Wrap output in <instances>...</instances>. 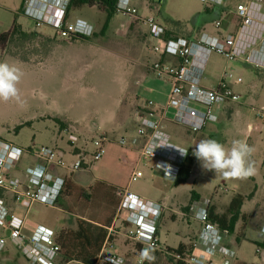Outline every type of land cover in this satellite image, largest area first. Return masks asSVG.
<instances>
[{
    "label": "rangeland",
    "instance_id": "obj_1",
    "mask_svg": "<svg viewBox=\"0 0 264 264\" xmlns=\"http://www.w3.org/2000/svg\"><path fill=\"white\" fill-rule=\"evenodd\" d=\"M247 1L223 0V12L217 19V26L213 15L204 11L207 4L211 8L209 2L158 0L137 3V6L142 18L152 15L165 30L196 42L203 33L221 40L227 36L234 39L242 22L237 6ZM253 1L264 4V0ZM23 4L24 0H0V34L8 31L14 20L24 33L11 35L7 43L0 47V62L13 65L22 73L17 85L20 102L15 99L0 101V139L23 149L38 150L46 146L60 150V146L55 144L57 136L66 145L68 135L74 134L80 139L79 146L85 145V149L92 151L89 142L99 134H82L83 128L66 118L80 121L88 128L93 123H111L109 117L115 114V103L123 83L128 79L131 62H137L139 68L143 67L151 74V64L159 60L152 51L153 42L148 29L142 20L115 14L108 21L106 30L100 32L106 21L105 13L94 6H82L70 10L68 17H71V22L82 18L93 23L94 35L88 42L75 37L63 38L48 26L36 27L23 15ZM261 45L256 43L252 48L264 53ZM213 59L218 61H215L216 66L223 65L224 60L219 55L213 53ZM233 67L244 69L242 75L237 76L240 77L237 84L231 86L228 82L232 90L240 95V100L226 105L218 121L213 123L217 124L214 129L206 131L203 128L192 133L167 120L170 113L163 123L173 141L192 152L195 144L202 139H215L226 148H230L235 140L246 141L254 149L251 159L256 174L244 180L225 179L214 171L203 169L195 157L191 177L184 184L174 186L160 175H152L149 162L143 163L141 170L144 177L130 184L129 191L142 199L161 201L165 198V203H172L171 210L175 211L171 212L168 208L159 219V249L162 252L154 254L156 259L151 264H168L166 247H177L179 242H187L189 237L187 243L191 244V234L196 231L197 224L193 221L189 223L184 215L178 216V210L182 211L189 203H213L217 208H223L235 194L246 197L251 194L252 197L244 202V219L237 223L233 235L234 246L240 244L235 247L238 258L234 264L260 262L259 253H264V239L260 242L256 240V233L264 223V121L255 116L257 111H264V68H256L243 59L232 61L228 68ZM59 121L66 125V130L61 129ZM19 125L26 126L16 129ZM135 128L133 134L121 131L115 135L105 133L108 138L105 155L88 164L92 179L113 182L118 188H126L138 155L132 149L135 147L132 138L137 136ZM120 139L125 141L124 145L118 144ZM191 192L195 196L191 197ZM0 194L7 198L6 204L13 203L7 193ZM65 218L60 212L34 204L28 220L33 222V226L48 221L50 225L59 227ZM124 223L122 218L117 219L111 232L113 249L107 248L131 259L135 243L129 239V229ZM0 235L5 238L0 264H29L19 248L10 241L6 226H0ZM146 264L150 262L146 260Z\"/></svg>",
    "mask_w": 264,
    "mask_h": 264
},
{
    "label": "built area",
    "instance_id": "obj_2",
    "mask_svg": "<svg viewBox=\"0 0 264 264\" xmlns=\"http://www.w3.org/2000/svg\"><path fill=\"white\" fill-rule=\"evenodd\" d=\"M70 1L24 0L22 13L32 20L36 27L48 26L60 37L90 38L94 33L93 23L80 18L72 22L68 21L66 11ZM154 1L158 0H116L114 6L116 15L142 20L153 42L154 54L158 57L176 59L177 63L157 60L151 64L152 75L169 84L167 101L160 110L154 107L152 101H147L145 108L136 118L135 133L143 142L117 207V215L127 223L129 239L135 243L134 259L130 261L114 251L105 254L104 245L108 241L106 239L95 264L103 262L141 264V250L145 248L161 250L156 235L161 207L129 191L128 186L144 177L141 167L145 162H149L148 168L153 174H158L171 182L176 179L179 167L187 155L180 150L187 148L174 142L173 137L164 129L163 121L168 117L167 112L172 111L167 120L195 133L201 131L208 123H216L227 104L237 103L240 100V95L229 86L225 75L212 88L201 86L200 73L191 70L195 58L198 57L202 64L209 53L215 52L230 61L244 59L257 68H264L263 54L252 48L256 43L262 44V48L264 46V38L261 37L264 36V13L258 1L251 0L237 6L236 11L242 22L234 39L227 36L221 40L217 36L203 33L196 42H188L183 38H166V30L152 15L142 18L137 3ZM200 1L214 4L222 2V0ZM256 34L260 38H256ZM259 54L262 57L259 58ZM262 110L257 111L255 116L264 121ZM78 140V136L68 135L71 145H75ZM89 143L92 151L79 152L76 154V160L68 163L60 150L46 146L38 150L23 149L0 139V192L7 193L13 204L23 209L28 210L34 203L55 206L63 189L65 177L56 173L54 169L68 170L70 173L81 171L90 162H96L105 155V145L108 143L105 133L95 136ZM118 144L124 145L125 141L120 139ZM31 160L33 162L27 163ZM2 203L0 199V226H4L9 217V237L26 257L27 262L58 264L60 248L55 241L53 231L37 226L29 236H26L23 233L22 220L13 214L9 215ZM208 205L209 203H192L189 206L187 216L198 221L201 228L192 242L186 260L189 264H233L236 259L232 247L233 236L228 230L221 229L208 220ZM106 229L109 237L112 228ZM258 236L264 239V223L258 230ZM4 245L5 241L0 236V252ZM138 246L140 248H137ZM259 255L260 262L254 264H264L263 254L259 253Z\"/></svg>",
    "mask_w": 264,
    "mask_h": 264
},
{
    "label": "crops",
    "instance_id": "obj_3",
    "mask_svg": "<svg viewBox=\"0 0 264 264\" xmlns=\"http://www.w3.org/2000/svg\"><path fill=\"white\" fill-rule=\"evenodd\" d=\"M222 3H223V0H222V2L220 4L209 3V4H212L211 8L207 7L208 4L204 8V9H210L211 10L208 14L213 15V19H214L213 22H215V23L218 22L217 19L221 15V14L218 15L215 12V10L218 7H220L222 12H223V7L221 5ZM263 7H264V4L262 5V8ZM262 13H264V11H262ZM67 19H68V21H70L71 17L69 18L67 16ZM75 19H77V18H75ZM80 19H82V18H80ZM159 24L161 25V23H159ZM209 36H213V35H209ZM167 38L177 39V38H182V37L169 36ZM263 38H264V36H263ZM183 39H185V38H183ZM185 40H187V39H185ZM85 41L88 42V40H85ZM187 41L188 42H193V41H190V40H187ZM213 53H215V52L209 53L202 64H200V59L198 57L195 58L194 67H192L191 70L193 72L196 71V72L200 73V75H201L200 85L205 87V88H212V87H214L217 84V82L221 79V77L223 75H225V78L228 80V82L231 84V86L232 85L234 86L235 84H237L236 81H238L239 78H240V77H237V76L242 75V73H243L242 71H244V69L242 70L241 68H238V67H233V68H228V67H229V64L232 61H236V60L240 61V59H235V60L230 61V60L226 59L223 55L215 53V54L219 55L222 60H224L222 62L223 65L221 67H218V66H216V65H218L216 63L218 61L216 59H215L216 62L214 61V59L212 60ZM160 59L162 61L169 60L171 62L177 63L176 59H170V58H166V57H159V60ZM131 63L132 64H130V67L128 69L129 70L128 79L123 83L122 89H121V93L118 96L117 101L115 103L116 104L115 114L114 115H110V117H109V121H111L110 124L108 123V121H107V123L106 122H104V123H93L91 128H88L87 126L85 127V125H83V123H81L80 121H76V120L72 121V120L67 119V118H66V120H68L69 122L74 123V124H76V123L79 124L83 128L82 134L86 133V134H90L91 135V134H95V133H97V134L109 133V134H114L115 135V133L118 132V131H121V132H124V133H128V134L129 133L133 134V131H134V128H135V123H136V118H137L138 114L140 112H142L143 109L145 108L147 101H152L154 103V107L157 110L162 109L165 106V103L167 101L168 92H169V84L167 82H165V81L156 79L152 75V73L149 74L143 67L139 68L138 65H140V64H136L137 62H135V63L131 62ZM214 66L216 68H213ZM200 68H201V70H199ZM150 76L153 79L150 78ZM233 91L235 92V90H233ZM168 113L172 114V111H168L167 114ZM59 122H58V124H59V126H61V129L62 130H66V128H67L66 125L63 122H60V123H62V125H61ZM216 125L217 124L208 123V124L205 125L204 130H206V131L207 130H212V129L215 128ZM22 126H26V125H19L16 128H18V127L20 128ZM163 127L165 129L164 123H163ZM169 134L171 135V133H169ZM78 139H79V137H78ZM79 140H78V142H79ZM132 140H133L132 143L135 146L132 149H134V151L138 154V150L141 147L143 141H142L141 138H139L137 136L132 138ZM66 142H68V143L65 145L64 141L58 139V136H57V139L55 140V144L60 146L59 149H60V151L63 152L64 157L66 158L68 163H70L72 161H75L76 160V154H78L79 152H84L85 150H88V149H85V145L82 146V147L79 146L77 144L78 142L76 143L77 145L76 144L75 145H71L69 143V141H68V137H67ZM178 145H181V144H178ZM181 146H183V145H181ZM183 147H185V146H183ZM137 157H138V155H137ZM136 161H137V158H136ZM136 161H135V163H136ZM31 162H33V161L32 160L31 161H27V163H31ZM54 171L56 173L60 174V175H63L65 178H70L75 183H77V184H79V185H81L83 187H87L89 185H92V183L94 181H96V180L91 178V174H90V172L88 170V166H86V168L84 170L76 171V172H73V173H70L68 170H62V169H54ZM152 175H153V173H152ZM190 177H191V175H190ZM166 181H169V180H166ZM169 182L173 184V182H171V181H169ZM107 183L118 187L113 182H107ZM0 199H2V202H3L2 205L5 208H7L8 212H9V215L13 214L15 217H17V218L22 220L23 233L26 236H29L32 233V231L37 226H43V227H45V228H47L49 230H52L55 236L64 227L65 228H70V229H75L76 228L75 219L78 216H76L74 214H71V213L65 211L64 209L58 208L57 206L49 207V206L43 205L42 203H34V204H39V205H41V206H43L45 208H48L50 210H55V211L60 212L61 214L65 215L66 218H65L64 222L62 223V225L57 227V226L50 225L48 221H44L43 223L42 222L41 223H37L35 226H33L34 225L33 222L30 223L28 219H29L30 211H31V209H32L34 204L27 210V209H23L22 207H17L13 203H10L11 202L10 199H9V203L11 205L6 204V203H8L7 200H6L7 198L4 199L1 194H0ZM143 199L148 201V202H152L154 204H158L161 207L162 210H161L160 217H161L162 214L164 216V212L168 208H170L171 212H175V211L171 210L172 209L171 207H172L173 204L172 203H165L167 201V199L165 200V198L162 199L161 201L150 200V199H147V198H143ZM191 204L192 203L188 204V209H189V206ZM211 204H213V203H211ZM213 205L216 207L215 204H213ZM226 206H227V204H225V206L223 208H217L216 207V211L218 213H221V212L224 211ZM188 209H187V211H183V210L179 211L178 210L179 212L177 211L176 213H178V216H183V215L186 216V218L189 220V223L191 221H193V222H195L197 224L196 231L191 234V237H193V240H192V242H193L196 239V237H197V234H198V232H199V230L201 228V224L198 221L193 220L192 218L187 216ZM241 211L243 213V208H241ZM118 218H120V217H119V215H117V208H116L114 217L112 219L113 221L111 222L110 226L106 227V228H112L113 229V226H114V224H115V222L117 221ZM8 223H9V217L7 218V221L4 224V226H6L7 229H8ZM124 224H126V226H127V223H124ZM166 234L168 235V231L166 232ZM109 235H110L109 236L110 239L104 245L105 254L113 252V250H110V249L107 248V247H109V248L112 247L111 249H113V245H114V244H112V240L114 238L111 237L113 235H111V234H109ZM156 235H157V239H158V242H159V245H160L161 232L159 230V222H158V228H157V234ZM1 237L5 241V238L3 236H1ZM9 239H10V237H9ZM189 239H190V237L187 239V242H189ZM256 240L258 242L262 241V238H260L258 236V232L256 233ZM10 241H12V240L10 239ZM187 242H179V243L190 244V243H187ZM192 242H191V246H192ZM242 242L243 241H241V243ZM12 243H13V241H12ZM239 243L240 242H238V244ZM234 245L235 244H232V247L235 250V247H238L240 244L238 246H234ZM166 246H169V245H166ZM4 247H5V245H4ZM4 247H3V249H4ZM170 248H175V247H171L170 246ZM3 249H2V251H3ZM235 253H236V258H238L236 250H235ZM117 254H120V253H117ZM262 254H264V253H262ZM120 255L124 256V254H120ZM259 258H261V257L259 256ZM133 259H134V257L132 256L130 261H133ZM238 260H240V259H238ZM68 263H70V262H67V263L60 262V256L58 257V264H68Z\"/></svg>",
    "mask_w": 264,
    "mask_h": 264
},
{
    "label": "trees",
    "instance_id": "obj_4",
    "mask_svg": "<svg viewBox=\"0 0 264 264\" xmlns=\"http://www.w3.org/2000/svg\"><path fill=\"white\" fill-rule=\"evenodd\" d=\"M115 3L116 0H71L67 7L66 15L68 16L69 11L72 9H78L82 6H94L105 13L106 16V21L100 31L102 32L106 30L108 21L115 15ZM204 11L209 13L211 10L205 9ZM215 12L220 15L222 10L218 7ZM16 33L24 34L14 20L11 28L0 34V47L4 46L11 35ZM169 36L176 37L173 33L165 31V37ZM76 38L90 39L84 37ZM60 124L62 125V123ZM194 163L195 156L191 150H188L173 182L174 186L181 185L189 179ZM86 191L89 193H86ZM122 192L123 189L101 180H96L92 185L83 187L70 178H65L63 189L55 202V206L78 217L75 219V229L63 228L55 236V241L60 248L58 255V257L60 256V262L95 264L106 239H110V237H107L106 227H109L112 222ZM192 196H195L193 192H191ZM251 197V194L247 197L241 194L233 195L221 213H218L216 207L210 203L208 205V220L219 228L228 230L233 236L237 223L244 219L241 208L244 202ZM187 209L188 205L182 210L187 211ZM235 239L237 240V237ZM137 248L140 247L138 246ZM190 250L191 244L184 243H179L175 248L166 247L165 254L168 256V264H189L186 259ZM161 252V250H154L153 254ZM101 264L109 263L103 262ZM144 264H146V261Z\"/></svg>",
    "mask_w": 264,
    "mask_h": 264
},
{
    "label": "clouds",
    "instance_id": "obj_5",
    "mask_svg": "<svg viewBox=\"0 0 264 264\" xmlns=\"http://www.w3.org/2000/svg\"><path fill=\"white\" fill-rule=\"evenodd\" d=\"M21 71L6 62H0V101L15 99L20 102L19 89ZM187 154V150H180ZM254 149L242 140L232 142L230 148L215 139H202L193 150V155L201 162L203 169L214 171L225 179L244 180L256 174L254 161L251 159ZM154 249L145 248L141 250V264L144 260L154 262L156 257Z\"/></svg>",
    "mask_w": 264,
    "mask_h": 264
},
{
    "label": "flooded vegetation",
    "instance_id": "obj_6",
    "mask_svg": "<svg viewBox=\"0 0 264 264\" xmlns=\"http://www.w3.org/2000/svg\"><path fill=\"white\" fill-rule=\"evenodd\" d=\"M249 1H250V0H249ZM249 1H247L246 3H248ZM262 5H263V4L260 3V8H261V11H264V7L262 8ZM217 23H218V25H219V22H217ZM243 60H244V59H243ZM244 62L247 63L245 60H244ZM254 67H255V66H254ZM256 68H257V67H256Z\"/></svg>",
    "mask_w": 264,
    "mask_h": 264
},
{
    "label": "bare ground",
    "instance_id": "obj_7",
    "mask_svg": "<svg viewBox=\"0 0 264 264\" xmlns=\"http://www.w3.org/2000/svg\"><path fill=\"white\" fill-rule=\"evenodd\" d=\"M258 34L255 35L256 38H260L259 35L257 36ZM261 37H263V35H261ZM264 48V47H263ZM260 54H263V59H264V53H261ZM259 54V58L262 57L261 55ZM263 61V60H262Z\"/></svg>",
    "mask_w": 264,
    "mask_h": 264
}]
</instances>
